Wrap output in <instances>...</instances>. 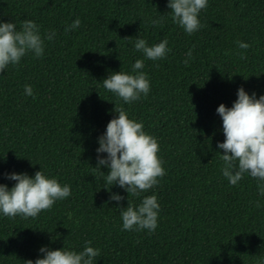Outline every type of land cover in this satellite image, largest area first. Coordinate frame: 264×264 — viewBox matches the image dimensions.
<instances>
[{
    "label": "trees",
    "instance_id": "1",
    "mask_svg": "<svg viewBox=\"0 0 264 264\" xmlns=\"http://www.w3.org/2000/svg\"><path fill=\"white\" fill-rule=\"evenodd\" d=\"M167 5L0 0V21L20 30L32 20L45 38L43 57L29 52L0 74V184L11 189L16 181L6 174L34 177L43 170L71 186L68 198L36 218L0 213V264L35 261L41 247L79 252L86 241L100 250L94 264H264V196L248 174L236 185L223 176L218 144L225 136L217 113L221 104L232 107L240 87L264 95V0H208L198 17L202 27L191 35L173 22ZM76 19L80 26L66 32ZM49 32L55 33L51 41ZM138 37L149 46L167 39L170 51L149 60L134 48ZM238 40L250 47L238 48ZM137 59L144 60L150 92L124 104L102 81L114 72L132 73ZM117 103L159 143L166 175L129 197L138 206L145 196H157L154 233L122 230L119 207H127L129 194L106 184L100 171L107 174V167L94 169L99 137L116 117ZM111 194L124 200L111 201Z\"/></svg>",
    "mask_w": 264,
    "mask_h": 264
},
{
    "label": "clouds",
    "instance_id": "2",
    "mask_svg": "<svg viewBox=\"0 0 264 264\" xmlns=\"http://www.w3.org/2000/svg\"><path fill=\"white\" fill-rule=\"evenodd\" d=\"M171 17L187 34L197 32L201 27L199 14L207 8L208 0H168ZM161 19L152 20L153 26L161 23ZM76 19L65 31H71L80 26ZM55 36L49 32L46 39L51 41ZM132 39V38H125ZM240 49H248L249 44L237 41ZM134 48L142 52L149 60L157 61L167 56V39L158 44L148 45L143 38H135ZM45 38L40 33L39 26L32 20H24L21 29L13 22L0 21V74L9 65H19L21 59L29 52L36 58L43 57ZM226 51L225 55H231ZM244 59L243 53H238ZM192 58V50L187 53ZM185 65L189 63L184 60ZM144 60L137 59L132 65V73L119 71L111 73L102 81L103 87L114 93L124 104H131L147 96L150 92V80L141 71ZM247 79V78H245ZM25 94L33 95L31 85H25ZM237 100L232 107L221 104L217 108L223 121L225 140L218 144L222 151V174L231 185H236L245 174L258 181L260 195L264 196V95L259 98L253 93L249 95L243 87L237 93ZM117 114L107 125L106 132L99 137L97 148V169L107 167L109 172L104 176L107 185H118L129 194L127 207L121 209L122 230H148L154 233L158 226L160 204L156 195L145 196L136 206L129 197L139 196L154 188L159 179L166 175L163 161L159 158V143L156 137L147 133L142 122L130 119L123 104H115ZM106 153V158L99 155ZM7 179L16 181L9 189L6 184H0V213L9 218L20 215L25 219L36 218L42 211L51 210L58 200H64L71 195V186L61 184L56 178H49L43 170L35 176L27 173L6 174ZM107 188V187H106ZM109 190V189H108ZM111 193V190H109ZM111 201H123L119 194H111ZM256 207H260L257 202ZM92 241H86L82 251L63 249L52 250L41 247L42 258L35 261L29 259L24 264H94L100 250L91 246Z\"/></svg>",
    "mask_w": 264,
    "mask_h": 264
}]
</instances>
